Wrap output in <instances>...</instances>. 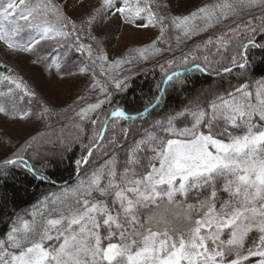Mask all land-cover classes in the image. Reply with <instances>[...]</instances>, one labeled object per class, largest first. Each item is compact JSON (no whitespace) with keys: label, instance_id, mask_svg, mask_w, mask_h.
Here are the masks:
<instances>
[{"label":"snow or ice","instance_id":"1","mask_svg":"<svg viewBox=\"0 0 264 264\" xmlns=\"http://www.w3.org/2000/svg\"><path fill=\"white\" fill-rule=\"evenodd\" d=\"M114 27L157 34L113 57ZM0 53L87 77L57 104L0 59V116L41 129L0 160V264H264V0H0ZM66 159L74 182L15 211L8 182Z\"/></svg>","mask_w":264,"mask_h":264},{"label":"trees","instance_id":"2","mask_svg":"<svg viewBox=\"0 0 264 264\" xmlns=\"http://www.w3.org/2000/svg\"><path fill=\"white\" fill-rule=\"evenodd\" d=\"M70 15H76L78 13H74L69 7L68 9ZM107 35L103 38L106 41V47L111 56H117L120 54H114L112 51L113 41L116 35V31L112 28L110 30H106ZM196 39H200L197 37ZM194 41H190L189 44L193 43ZM112 50V51H111ZM115 50V49H114ZM178 54V53H177ZM0 59L7 61L11 66H13L18 72L23 74L26 79L32 81L38 87L43 88L46 95L51 97L55 95V101L57 104H63L65 102L70 103L71 99L74 98L73 96V85L74 84H83L87 77H76L74 78L72 83H59L56 78H52L49 80L48 74L44 72L42 67L33 66L29 63V59L27 57L22 58H13L11 56H4L3 53H0ZM162 59V58H161ZM157 61L153 60L149 64L143 65V67L152 69L153 65L156 64ZM160 79V71L159 68H156L153 71H148L147 73H141L135 78V83L133 89L127 94L125 100L128 103H131L133 97L136 98V104L140 105L143 101L147 100L150 95L152 94V90L154 89V85L157 80ZM205 80L204 77H199V81L196 84L197 88L206 87L207 85L203 83ZM0 118L7 120L6 118L0 116ZM41 130L39 128H35V131ZM35 131L32 134H35ZM31 134V135H32ZM27 138V137H26ZM25 138V139H26ZM24 139V140H25ZM22 141H14L13 150L15 147H18L20 144L24 142ZM81 149L79 145L74 146L73 152L69 154L72 159L78 158L80 155ZM70 172L72 175L70 176ZM47 174L51 175L52 179L57 182L56 185L41 183L35 180H32L31 183L28 181L31 180V177H25L23 173H18V179L15 183L11 180L8 182V186L4 188L5 192L11 196L12 188L18 186L20 191L18 194L17 199L15 200V211L19 212L23 209L29 208L31 204L35 203L36 199L39 198L42 194L47 193L49 191L57 190L59 185H63L65 182L72 184L75 180V173L69 166V162L66 159L63 164L59 165L56 168H52L51 166L47 169ZM27 189V194L25 193L24 189ZM12 205L10 204L6 212L12 211Z\"/></svg>","mask_w":264,"mask_h":264},{"label":"rangeland","instance_id":"3","mask_svg":"<svg viewBox=\"0 0 264 264\" xmlns=\"http://www.w3.org/2000/svg\"><path fill=\"white\" fill-rule=\"evenodd\" d=\"M94 2V0H92ZM174 14H187L195 10L198 6L206 2V0H168ZM116 35L113 41L112 52L121 54L127 47L136 44L147 43L157 34L153 29L142 30L132 39L131 30L127 27L113 28ZM115 49V50H114ZM36 125L28 122L6 121L0 118V160L6 153L13 150L14 141H22L35 131Z\"/></svg>","mask_w":264,"mask_h":264}]
</instances>
